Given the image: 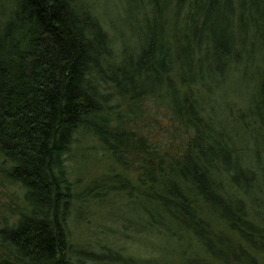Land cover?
Masks as SVG:
<instances>
[{"label":"trees","instance_id":"16d2710c","mask_svg":"<svg viewBox=\"0 0 264 264\" xmlns=\"http://www.w3.org/2000/svg\"><path fill=\"white\" fill-rule=\"evenodd\" d=\"M118 2L120 43L106 0H0V264H264V0ZM90 204L160 256L75 249Z\"/></svg>","mask_w":264,"mask_h":264},{"label":"rangeland","instance_id":"374dc122","mask_svg":"<svg viewBox=\"0 0 264 264\" xmlns=\"http://www.w3.org/2000/svg\"><path fill=\"white\" fill-rule=\"evenodd\" d=\"M94 8L104 28L116 43L123 42L126 37V27L123 23L124 12L118 0H106L104 5L95 3ZM81 151L85 155L84 159L81 157ZM103 159V153L94 142L83 136H77L67 156L66 167L70 181L74 184L76 182L78 190L84 189L95 176L106 170L108 165ZM107 210L108 208L104 211L102 206L90 204L72 212L69 232L75 249L82 248L84 251L97 253L100 251L97 244L104 238L113 237L117 244L115 249L118 247L121 254H135L140 258L160 256L162 252L152 244L132 241L129 216L114 215L118 212L113 211V215L109 218ZM121 226L126 227V237L118 233L121 231Z\"/></svg>","mask_w":264,"mask_h":264}]
</instances>
